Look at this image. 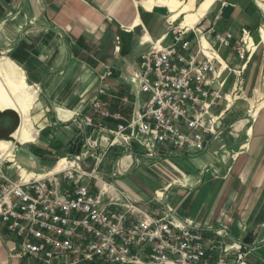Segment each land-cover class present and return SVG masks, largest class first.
<instances>
[{
    "label": "crops",
    "instance_id": "0c3cea01",
    "mask_svg": "<svg viewBox=\"0 0 264 264\" xmlns=\"http://www.w3.org/2000/svg\"><path fill=\"white\" fill-rule=\"evenodd\" d=\"M206 1L199 13L202 2L195 10L194 0H0V109L28 110L12 135L17 143H27L37 134L36 145L23 147L29 165L42 170L21 166L15 151L12 159L10 140L0 139L7 146L0 149V158L18 166L16 176L18 171L43 173L64 156L77 157L86 170L94 167L99 150L92 154L91 145L98 141V133L84 128L81 118L91 113L89 103L97 87H103L100 98L110 110L128 115L131 104L145 97L131 80L139 53L153 41L159 45L169 41L168 13L170 19L185 15L179 24L189 27L213 0ZM207 13L205 22L217 15L215 30L231 31L233 39L241 27L251 30L262 22L249 0L242 4L219 0ZM213 47L219 88L228 93L234 83L230 68L238 69L242 61L228 47L215 43ZM222 48L237 61L224 60ZM252 58L253 53L241 71L243 101L233 99L227 105L219 101L224 112L218 133L201 150H177L160 143L144 152L135 141L128 148L112 145L95 170L104 184L86 180L89 189L103 188L119 200L127 197L150 215L169 212L177 222L225 247L227 264H264V94L254 88L253 105L245 97L244 74ZM105 68L111 73L100 82ZM123 96L126 102L121 101ZM33 102V115L48 121L37 133L29 114ZM13 245V238L0 227V264H27L25 257L11 251ZM61 259L52 264H62Z\"/></svg>",
    "mask_w": 264,
    "mask_h": 264
},
{
    "label": "built area",
    "instance_id": "2783aa9c",
    "mask_svg": "<svg viewBox=\"0 0 264 264\" xmlns=\"http://www.w3.org/2000/svg\"><path fill=\"white\" fill-rule=\"evenodd\" d=\"M216 19L186 27L176 23L177 17L165 16L169 41H153L139 53L131 80L145 97L131 104L128 115L110 110L100 98L103 87H97L91 113L81 118L82 126L95 129L98 141H104L91 145L92 154L99 150L94 167L86 170L77 157L64 156L35 176L20 171L13 179L1 176L0 227L14 240L11 251L27 264L61 258L62 264H227L225 247L169 212L150 215L127 197L119 200L103 188L90 190L86 181L104 184L95 170L112 145L128 148L135 141L150 152L152 145L165 143L197 151L216 137L224 112L219 101L227 105L241 92V71L254 51L249 29L242 28L233 39L231 31L215 30ZM214 43L242 61L238 69L230 68L234 83L228 93L216 78ZM110 73L105 68L98 80Z\"/></svg>",
    "mask_w": 264,
    "mask_h": 264
},
{
    "label": "rangeland",
    "instance_id": "374dc122",
    "mask_svg": "<svg viewBox=\"0 0 264 264\" xmlns=\"http://www.w3.org/2000/svg\"><path fill=\"white\" fill-rule=\"evenodd\" d=\"M188 1V0H185ZM206 0H204L203 2H205ZM219 0H213L209 6L207 7V9L205 10L204 14L197 20L200 23L204 22L207 18L209 17V15L211 13H207V11L210 8H215L217 5V2ZM228 2H236L238 4H242L245 3L246 0H225ZM252 1L253 3H255L256 7H257V11L259 12V14L262 15V22L258 23L256 25H254L251 30H250V37H251V41L252 44L254 45V51H253V63L251 64V68L249 69L248 73L244 74V77H246L245 79L248 78V83L246 84V86L244 87L245 90V97L246 99H252V105L255 104L254 99H256L257 97L254 96V92L253 89L257 87L258 89V93H260L261 95L264 94V0H249ZM193 2V1H191ZM202 2V0H194V4H195V10L197 7H199V4ZM202 2V3H203ZM201 3V4H202ZM200 4V5H201ZM194 10V11H195ZM205 13H207L206 16ZM168 15H170V13H168ZM183 16L185 15H180L177 17L176 23L180 22V20H182ZM243 27L240 28V30ZM228 48H222L219 51L220 56L226 60L227 62L232 61V62H236L237 59L236 57H234L233 54L228 53ZM0 58H2L0 56ZM25 81L31 84L29 81H27V79L25 78ZM256 92V91H255ZM257 93V94H258ZM38 94V89H36V97ZM242 98H244V94L242 92L238 93L237 97L235 99H239L242 100ZM243 101V100H242ZM245 107H246V102H244ZM34 108H35V104L33 102L31 109L29 110V114L31 117V123L32 126L35 128L36 133L38 132V126H43L45 125L48 121L46 118L44 117H37L36 115H33L34 113ZM18 122V117L17 114L11 110V109H5L0 111V139H4V140H10L12 141V159H13V153L15 155V160L23 167H25L26 169H32L34 171H38V170H42L39 166H34L31 167L29 165V160H28V150L25 147H32L33 145H36L37 143V134H35V139L32 142H27V143H17L15 140L11 139L8 134L9 132H14L12 130H14L15 126L17 125ZM1 142V141H0ZM22 146V147H20ZM25 146V147H23ZM20 147V148H19ZM19 148V149H17ZM17 149V150H16ZM12 161H8L6 158H0V181H1V176L4 175L10 179H13L16 177V171H17V167L14 165H12ZM59 261H62V259H58ZM80 264H92V263H80Z\"/></svg>",
    "mask_w": 264,
    "mask_h": 264
},
{
    "label": "water",
    "instance_id": "95a60500",
    "mask_svg": "<svg viewBox=\"0 0 264 264\" xmlns=\"http://www.w3.org/2000/svg\"><path fill=\"white\" fill-rule=\"evenodd\" d=\"M5 109H11V108H5ZM5 109H0V111L5 110ZM11 110H13L17 114V117H18L17 125L15 126L14 130H12V131H15L20 126L21 121H22V119H24V115H26L28 113V110L24 111V109H21V108L11 109ZM11 133L12 132H9L8 136L11 139L15 140L14 137L11 135Z\"/></svg>",
    "mask_w": 264,
    "mask_h": 264
},
{
    "label": "bare ground",
    "instance_id": "6f19581e",
    "mask_svg": "<svg viewBox=\"0 0 264 264\" xmlns=\"http://www.w3.org/2000/svg\"><path fill=\"white\" fill-rule=\"evenodd\" d=\"M206 4H207V1H205V2H203L202 4H201V6H200V10H199V13H201L202 11H203V9H205V7H206ZM169 19H170V15H169ZM180 25V24H179ZM181 26V25H180ZM187 27V26H186ZM22 79L23 78H21V84H20V86L23 88V84H22ZM19 85V84H18ZM17 85V86H18ZM28 102H26V104H25V106H26V108H28L29 107V105H30V101H31V99H29V100H27ZM8 108V107H7ZM22 121H23V119H22ZM22 121H21V123H22ZM21 125V124H20ZM17 130V129H16ZM15 130V131H16ZM13 134V132L11 133V135ZM13 136V135H12ZM14 137V136H13ZM7 146L4 144V143H0V149H5ZM29 175V174H28Z\"/></svg>",
    "mask_w": 264,
    "mask_h": 264
}]
</instances>
